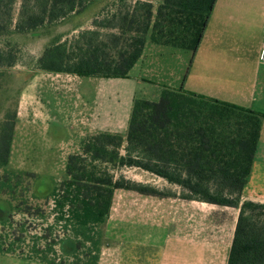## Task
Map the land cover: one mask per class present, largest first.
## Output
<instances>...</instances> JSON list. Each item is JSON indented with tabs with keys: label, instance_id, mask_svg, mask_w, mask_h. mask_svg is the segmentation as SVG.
I'll return each mask as SVG.
<instances>
[{
	"label": "trees",
	"instance_id": "obj_1",
	"mask_svg": "<svg viewBox=\"0 0 264 264\" xmlns=\"http://www.w3.org/2000/svg\"><path fill=\"white\" fill-rule=\"evenodd\" d=\"M94 1L0 0V68L19 61L17 44L9 37L37 36L80 14ZM215 3L115 0L102 9L111 7L110 14L93 18L91 28L80 29L70 38L52 36L35 67L78 76L124 78L141 57L147 36L153 44L190 51L191 66ZM263 117L250 108L186 91L182 85L163 88L156 101L134 97L124 136L88 134L80 140L79 152L67 156L64 178L50 194L53 225L60 227L62 237L49 239L53 226L45 228L47 233L38 236L31 247V258L45 264H97L102 242L98 227L109 215L115 190L122 189L237 209L226 264H264V203L242 199ZM15 124L16 112H6L0 123V169L8 164ZM121 167L141 169L176 189L115 177L114 169ZM11 176L16 178L13 183ZM20 179V172L4 173L0 190L15 191ZM10 219L9 213L0 211L3 228H13L10 234H0V254H13L24 243L25 224L16 228ZM10 236L12 242L5 244ZM56 244L71 260L57 262L49 257Z\"/></svg>",
	"mask_w": 264,
	"mask_h": 264
},
{
	"label": "rangeland",
	"instance_id": "obj_2",
	"mask_svg": "<svg viewBox=\"0 0 264 264\" xmlns=\"http://www.w3.org/2000/svg\"><path fill=\"white\" fill-rule=\"evenodd\" d=\"M113 1L115 0H96L80 14L70 16L51 29L40 31L37 36L9 37L12 43L17 44L19 61L13 67L0 68V123L6 112L12 113L21 109L24 111L26 104L20 105L26 95L25 85L28 83L25 82L24 69L29 66L35 67V54H39L54 35L63 34V38H70L80 29L91 28L93 18L96 16L102 18L110 14L111 7L102 9ZM130 1L126 0V3ZM154 5L156 6L157 2ZM17 8L18 3L15 5L14 15ZM143 54L144 62L151 58L156 64L146 71L145 68H140L139 61L137 67L130 72L132 76L140 73L150 79L136 85L133 83L135 98L156 101L163 88L181 86V81L184 80L190 66V51L153 44L147 36ZM46 106L50 110V118L44 127L35 130L27 127V122L31 120L27 114L21 123L16 122L8 164L6 169H0V177L6 172L21 173L15 191L0 190V211L11 215L10 220L14 227L17 228L19 224L24 223L27 228L20 250L13 254H0V264H45L31 258L33 254L30 251L34 241L38 236L47 233L45 228L50 225L53 228L49 239L62 237L60 227L53 225L50 194L53 187L64 178L67 156L79 152L80 140L88 134L81 136L82 132L74 127L78 120H74V117L68 119L54 107V103L46 102ZM58 123L62 127L56 128L55 125ZM113 172L115 177L124 176L158 188L176 189L161 178L138 168L121 167L114 169ZM10 179V183L16 181L15 176H11ZM112 205L113 209L110 208L106 221L98 228L103 243L110 241L112 237L118 243L121 241L125 243L123 257H119L121 264H151L152 259L157 262L159 256L162 258L161 262L177 260L179 250L175 251L173 248L176 239L181 236L187 239L192 237L193 239H190L192 241L201 239L210 242L212 237L221 232L226 247L228 244L226 238L235 223L237 213L232 207L210 206L177 198L160 199L122 189L115 190ZM12 229L3 228L0 224V234H10ZM10 242L12 236L6 237L5 244ZM118 243L114 242L113 245ZM53 248L54 255L49 257L56 258L57 262L71 260L61 245L56 244ZM132 259L135 262L129 263Z\"/></svg>",
	"mask_w": 264,
	"mask_h": 264
},
{
	"label": "crops",
	"instance_id": "obj_3",
	"mask_svg": "<svg viewBox=\"0 0 264 264\" xmlns=\"http://www.w3.org/2000/svg\"><path fill=\"white\" fill-rule=\"evenodd\" d=\"M43 49L39 54L34 53L35 60ZM144 59L142 52L124 78L46 72L29 66L24 69L25 82L28 83L25 85L26 95L20 103L26 105L24 111L21 109L16 112V122L21 123L27 114L31 118L27 127L34 130L44 127L50 118V110L45 105L51 102L68 119L74 117V120H78L74 127L82 132L81 136L98 132L124 136L134 98L133 83L136 85L150 80L140 73L132 76L130 72L139 61L140 68L146 71L156 64L151 58L146 62ZM181 82L186 91L264 114V0H216L202 41ZM55 127L60 128L62 125L58 123ZM242 199L264 203V117ZM234 226L235 223L226 238V247L221 232L212 237L210 242L201 239L192 241V237L187 239L181 236L176 239L175 248L172 247L175 251L179 250L177 260L161 262L159 256L157 262L152 259L151 264H226ZM110 239L101 242L98 264H121L119 257H123L125 243H118L113 237ZM114 242L118 244L113 245ZM133 262L134 259L129 261Z\"/></svg>",
	"mask_w": 264,
	"mask_h": 264
}]
</instances>
